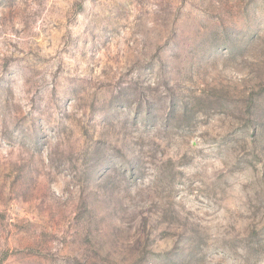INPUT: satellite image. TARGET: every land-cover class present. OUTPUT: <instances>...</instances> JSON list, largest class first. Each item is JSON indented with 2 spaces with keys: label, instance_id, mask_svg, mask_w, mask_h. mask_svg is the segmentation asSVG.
Instances as JSON below:
<instances>
[{
  "label": "rangeland",
  "instance_id": "obj_1",
  "mask_svg": "<svg viewBox=\"0 0 264 264\" xmlns=\"http://www.w3.org/2000/svg\"><path fill=\"white\" fill-rule=\"evenodd\" d=\"M0 264H264V0H0Z\"/></svg>",
  "mask_w": 264,
  "mask_h": 264
}]
</instances>
